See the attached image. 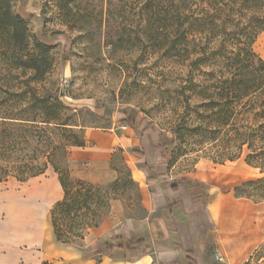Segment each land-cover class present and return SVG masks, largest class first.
Here are the masks:
<instances>
[{"label": "rangeland", "instance_id": "1", "mask_svg": "<svg viewBox=\"0 0 264 264\" xmlns=\"http://www.w3.org/2000/svg\"><path fill=\"white\" fill-rule=\"evenodd\" d=\"M192 2L188 4L194 9ZM0 4L2 8L5 6L2 1ZM10 6L13 13L26 20L29 49L35 47L36 52L39 40L48 45L49 71L42 81H33L34 72L18 64L24 54L21 48H7L5 40L0 39V98H3L0 116L19 114L21 109L30 107L24 97L17 96L23 90L33 89L45 98L58 96L66 106L61 120L77 125L70 128L84 135V148L89 149L84 152L72 148L77 146L58 147L51 152L53 142L59 144L72 135L54 125L46 132L41 122L35 128L29 127L37 138L24 144L25 127L18 121L4 124L0 118V138L8 140L12 148L5 150L11 162L7 166L12 170V166L21 162L29 163L35 171L50 154L61 174L66 170L72 179L99 186L104 195L93 205L99 215L91 216L99 220L104 213L101 223L87 229L76 244H63L55 238L50 214L55 202L39 205L40 210L45 208L37 216L40 240L34 250L40 257L46 256L43 264L82 260L86 249L100 247L105 235L94 229L105 220L106 231L112 234L125 224L141 228L148 217L144 206L146 173L141 169L152 166L163 168L170 182L191 186L197 193L208 191L215 199L229 197L237 210L252 216L260 227L261 241L245 264H264V202L248 199L245 205L234 204L235 186L259 178L260 170L246 163L245 154L234 161L218 162L212 142L194 131L198 123L190 118L194 119L195 113H186L183 105L184 92L191 95L194 83L200 80L209 83L216 73L207 54L213 45L206 37L189 44L188 58L175 52L168 54V23L164 18L171 8L169 0H10ZM176 27L174 23L172 38L178 34ZM2 32L3 29L0 35ZM254 49L264 59V31L257 37ZM199 52L203 53L201 57ZM9 93L17 97L10 100ZM40 108L35 104V114ZM149 125L152 128L144 132ZM91 132L117 133L122 141L110 145L112 149L101 150L96 140L89 138ZM133 137L137 138L134 145L130 140ZM95 138L101 140L100 136ZM160 141L167 143L169 154L166 159L154 162L155 143ZM190 176L199 180L185 179ZM58 186H61L59 173L49 164L43 173L25 181L10 175L0 182V193L22 195V213L27 218L29 214L35 217V195ZM63 196L61 186L56 198L60 200ZM9 204H0L7 221L21 212L20 203ZM94 258L97 262L105 261L102 254Z\"/></svg>", "mask_w": 264, "mask_h": 264}, {"label": "trees", "instance_id": "2", "mask_svg": "<svg viewBox=\"0 0 264 264\" xmlns=\"http://www.w3.org/2000/svg\"><path fill=\"white\" fill-rule=\"evenodd\" d=\"M1 1L5 6L2 8L0 4V30H4L0 39L5 40L7 48H21L24 54L18 59L19 66L34 72L33 81H42L49 71L46 66L48 45L39 40L36 52L35 47L29 49L30 35L26 20L12 12L10 0ZM175 1L169 0L171 8L169 7L164 18L168 23V54L174 55L175 52L179 57L188 58L191 53L189 44L198 38L206 37L208 43L213 45L207 54L210 55L208 59L212 61L216 72L212 74L211 82L200 80L194 83L191 95L184 92L185 112L195 113V118H190L198 123L194 126V131L199 136L208 137L212 142L211 148L215 151L218 162L234 161L245 154L246 163L260 170L259 178L235 186L234 193L237 198L264 202V59L254 49L257 37L264 31V0H193L192 3L196 6L194 9L188 4L190 0H178L177 3ZM174 23L177 24L176 38L170 35ZM202 55L203 53L199 52V57ZM9 95L10 100L17 96L24 97V102L31 108H23L19 114L0 116L4 119V124L11 125L8 122L18 121L25 127L22 129L24 144H31L34 138H37V134L34 135L29 127L35 128V125L38 126L41 122L46 132L53 129L51 126L54 125L63 128L64 133L72 135L69 137L68 134L69 139L59 144L53 142L51 152L58 147L85 146L84 135L70 128L77 125L61 120L66 106L58 96L40 97L33 89L23 90L17 96L11 93ZM35 104L41 107L38 114H35ZM151 128L152 125H149L143 131L147 132ZM6 149L12 148L8 140L0 138V182L10 175L25 181L43 173L49 164L59 173L64 196L54 203L50 211L53 233L57 241L76 244V240L84 238L87 229L97 227L101 223L104 213L100 214L99 220H93L91 217L99 215L93 205L98 204L104 196L99 186L72 179L66 170L65 174H61L50 154L46 157L45 164L36 167L37 172L32 170L29 163L23 165L22 162L12 166L13 169L10 170L7 165L11 162L8 160L9 156L5 155ZM156 149L159 158L168 157L166 142H160ZM139 155L143 156L142 153ZM4 163L6 166H2ZM172 188L178 191L176 184ZM189 188L194 200L204 197L203 193L193 191L191 186ZM180 203L181 199L178 198L171 207ZM150 249L151 244L146 235L123 231L119 236L107 237L102 247L94 253L112 254L114 251H123L125 259L134 260L148 253ZM189 260L190 263L196 264L194 258L189 256Z\"/></svg>", "mask_w": 264, "mask_h": 264}, {"label": "crops", "instance_id": "3", "mask_svg": "<svg viewBox=\"0 0 264 264\" xmlns=\"http://www.w3.org/2000/svg\"><path fill=\"white\" fill-rule=\"evenodd\" d=\"M88 136L96 140L101 150L112 149L110 145H118L122 141L117 133L112 132L102 135L91 132ZM98 136L101 140L95 138ZM136 139H130L132 145L137 143ZM160 142L155 143L156 148ZM72 148L84 152L89 149ZM156 148L154 162L156 159L162 160ZM141 172L146 173L144 206L148 212L143 226L134 228L125 224L112 234L106 231L108 221L105 220L100 227L94 229L105 235L100 247L86 249V256L71 264H192L189 256L195 259L196 264H245L249 261L261 241L260 227L247 212L237 210L229 197L215 199L205 191L202 199L194 200L189 186L170 182L163 168L152 166L151 169H141ZM185 179L199 180L194 176ZM175 184L178 191L172 188ZM58 193H61V186L35 195V217L29 214L27 218L22 213V195L0 193V204L7 202L10 205L12 202L20 203L21 206L19 215H13L7 221L0 205V264H43L47 260L46 256L40 257L34 250L40 240V220L37 216L50 202L59 200L56 198ZM178 198L181 203L171 207ZM246 201L249 200L236 198L234 204L245 205ZM43 202L45 206L40 210L39 205ZM12 210L16 212L13 206ZM123 231L146 235L151 244L150 251L134 260L125 259L123 251H114L112 254H102L105 261H95L94 255L97 254L94 252L102 247L105 239L119 236Z\"/></svg>", "mask_w": 264, "mask_h": 264}, {"label": "built area", "instance_id": "4", "mask_svg": "<svg viewBox=\"0 0 264 264\" xmlns=\"http://www.w3.org/2000/svg\"><path fill=\"white\" fill-rule=\"evenodd\" d=\"M219 254V253H218Z\"/></svg>", "mask_w": 264, "mask_h": 264}]
</instances>
